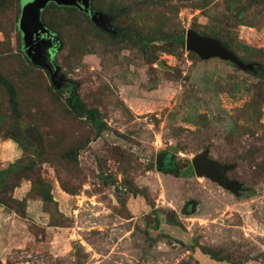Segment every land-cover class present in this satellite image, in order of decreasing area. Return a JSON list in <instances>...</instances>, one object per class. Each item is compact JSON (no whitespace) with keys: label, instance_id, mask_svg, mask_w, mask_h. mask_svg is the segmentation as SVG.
<instances>
[{"label":"rangeland","instance_id":"obj_1","mask_svg":"<svg viewBox=\"0 0 264 264\" xmlns=\"http://www.w3.org/2000/svg\"><path fill=\"white\" fill-rule=\"evenodd\" d=\"M52 4L0 0V135L25 150L0 201L20 213L29 180L55 227L31 224L38 248L0 264H264V0H91L98 23ZM45 24L54 78L27 53ZM191 30L254 69L201 58ZM205 151L236 192L195 174Z\"/></svg>","mask_w":264,"mask_h":264},{"label":"water","instance_id":"obj_2","mask_svg":"<svg viewBox=\"0 0 264 264\" xmlns=\"http://www.w3.org/2000/svg\"><path fill=\"white\" fill-rule=\"evenodd\" d=\"M90 1L91 0H47L48 3H55L59 6L77 7L90 14L93 22H101V15L91 9ZM54 40H56V36L53 35V33L44 25L43 31H41V33H34L31 42L29 44L27 42V53L32 58L33 62L45 67L51 73H54L51 66L43 65L41 63V58L43 57V48L53 47ZM186 45L190 51L197 53L203 59L219 57L235 63L243 70L252 71L254 69L253 65H246L243 63L233 52H230L219 41L200 36L195 31L191 30L188 32ZM52 75L54 78L55 73ZM53 81L54 83H57L55 79ZM25 134L31 141L38 145L40 144L39 137L32 128L27 129ZM193 167L197 176H205L212 181L219 183L227 190L236 192L240 187L239 183L231 181L226 177L229 167L222 166L219 163L212 161L209 158L207 151L195 157L193 160Z\"/></svg>","mask_w":264,"mask_h":264},{"label":"crops","instance_id":"obj_3","mask_svg":"<svg viewBox=\"0 0 264 264\" xmlns=\"http://www.w3.org/2000/svg\"><path fill=\"white\" fill-rule=\"evenodd\" d=\"M21 4V3H20ZM25 150L15 140L0 135V170L8 168L11 164L23 160ZM33 185L29 180H21L19 186L12 192L14 199L25 202V215L7 209L0 204V260L4 261L12 253L25 251L26 248L37 249L40 245L31 224L44 226L49 232H55L50 226V215L45 208V201L32 198ZM41 239V238H40Z\"/></svg>","mask_w":264,"mask_h":264},{"label":"trees","instance_id":"obj_4","mask_svg":"<svg viewBox=\"0 0 264 264\" xmlns=\"http://www.w3.org/2000/svg\"><path fill=\"white\" fill-rule=\"evenodd\" d=\"M20 3H21V0H20ZM52 6H54V7H56V8H66V6H59V5L55 4V3H53ZM49 7H50V6H49ZM85 13H86V12H85ZM85 13H84V14H85ZM87 14H88V13H87ZM87 14H85V15L91 20V16H89L90 14H89V15H87ZM18 21H19V19H18ZM17 24H18V23H17ZM45 26H46V24H45ZM46 27H47V26H46ZM47 28H48V27H47ZM48 29H49V28H48ZM18 30H19V28H18ZM19 35H21L20 32H19ZM53 35H54V34H53ZM20 38H21V36H20ZM182 39H183V41L185 40V38L181 37V41H182ZM59 46H60V42H58V40H57V38H56V40L53 41V47H52V48L57 50V48H58ZM254 67H255V66H254ZM51 68H52L53 72H55V65H54L53 67H51ZM258 68H259V70H260L262 73H264V69H261L260 67H258ZM55 81H56V80H55ZM70 91H71V95H70V98H69L68 103H69V106H70L71 110L74 111V113H76V114L79 115L80 117L88 116V117L90 118V121L92 122V124L94 125V127H95L96 130H97V136H100V135L104 132L105 127H104V124L102 123V121H100V119H98L97 113H96L95 111H89L87 108L84 107V105L82 104L80 98L78 97L77 92H76V90H75L74 87H73ZM8 138H11V139L15 140V141L18 142L22 147L24 146V145H23L19 140H17L16 138H14V137H8ZM23 149H24V147H23ZM21 161H22V160H21ZM21 161H19V162H17V163H14V164H11L7 169L0 170V175H1V174L3 175V174H5V173L7 174L9 171L14 170V169L17 167V165L21 164ZM190 171H191V172H190V173H186V175H188V174H193L192 169H191ZM21 180H22V179H21ZM21 180H19V182H18L17 184H15V186H14V188H13V191L19 186ZM13 191H12V192H13ZM9 203H10V204H14V205L20 207V214H21V216L26 217V215H25V202H24V201H18V200H16V199H14L13 196L11 195V198H10V200H9ZM0 204H3V205H4L7 209H9V210H12V209H10V206H9L8 203H6V202H1V201H0Z\"/></svg>","mask_w":264,"mask_h":264},{"label":"flooded vegetation","instance_id":"obj_5","mask_svg":"<svg viewBox=\"0 0 264 264\" xmlns=\"http://www.w3.org/2000/svg\"><path fill=\"white\" fill-rule=\"evenodd\" d=\"M79 9V8H78ZM80 11H82L81 9H79ZM83 12V11H82ZM83 13H85V12H83ZM85 14H87V13H85ZM87 15H89V14H87ZM90 16V15H89Z\"/></svg>","mask_w":264,"mask_h":264}]
</instances>
